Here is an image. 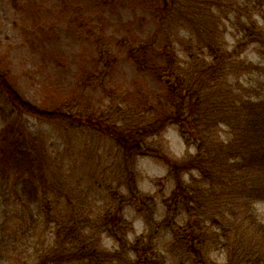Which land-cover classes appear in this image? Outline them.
I'll list each match as a JSON object with an SVG mask.
<instances>
[{
	"label": "trees",
	"instance_id": "1",
	"mask_svg": "<svg viewBox=\"0 0 264 264\" xmlns=\"http://www.w3.org/2000/svg\"><path fill=\"white\" fill-rule=\"evenodd\" d=\"M141 2L149 4L162 38L125 39V45L135 65L165 85L155 94L138 87L147 100L141 107L125 110L132 92L110 87L117 60L108 39L97 47L102 70L87 77L88 85L109 82L113 89V101L100 112L73 98L36 109L0 69V96L20 117L57 125L63 136L91 132L110 140L115 156L107 169L119 173L107 189L126 188L112 195L115 203L99 204L94 197L101 191L66 177L76 170L56 139L29 133L21 118L8 124L0 131V264H156L160 239H169L186 263L219 264L212 255L222 251L221 264H264V221L256 211L264 201V28L258 20H264V0ZM221 18L238 27L235 45L226 43L228 24ZM248 48L252 60L242 54ZM172 127L195 147L193 154L169 159L153 145ZM150 156L164 159L168 169L162 179L168 191L158 202L136 180V162ZM133 208L145 230L130 240L136 231L123 232V216ZM103 237L113 246H102Z\"/></svg>",
	"mask_w": 264,
	"mask_h": 264
},
{
	"label": "rangeland",
	"instance_id": "2",
	"mask_svg": "<svg viewBox=\"0 0 264 264\" xmlns=\"http://www.w3.org/2000/svg\"><path fill=\"white\" fill-rule=\"evenodd\" d=\"M221 9V15L224 16L227 10L223 6ZM258 20L264 28V20ZM219 21H224L225 25L224 19ZM70 22H73V26ZM226 23V43L235 45L237 37L233 35V29L237 33L238 27L235 29L231 22ZM157 27L158 23L152 18L149 4L141 0H0V69L8 74L9 83L15 92L36 109H54L63 101L73 98L84 106L89 104L90 111L98 109L100 112L113 101L109 98L110 90L113 89H109V82L103 86L100 81L88 85L87 77L90 72L95 71L97 74L102 70L103 63L98 60L97 47L99 42L108 39L110 51L117 60L110 87H119V91L126 90L127 94L132 92L126 99L125 110L141 107L147 101L145 95L139 92L141 86L143 92L155 94L160 93L165 85L135 65L129 57L124 40L162 38ZM242 54H248L249 60H252V48L246 49ZM4 101L0 96V131L21 118L23 127L29 133L43 135L45 139H56L61 144V151L66 152L64 161L69 158L68 163L76 170L66 177L72 181L83 179L92 192L101 191L95 197L93 195L94 198L98 197L99 204L115 203L112 195L115 191L126 188L118 187L112 191L107 189L112 176L119 173L115 168L107 169L115 156L110 140L89 134L91 132L63 136L64 130H58L59 126H50L31 115L20 117L18 111ZM154 139L153 145L161 149L169 159H181L196 151L195 147L188 146L186 139L173 127ZM48 142V148H55L53 140ZM136 166V180L144 196L160 201L162 193L168 191L162 181L168 171L165 160L144 157L138 159ZM122 179L126 180L125 175ZM118 183L116 178L114 185ZM91 202L95 211L101 206L96 200ZM161 209L162 202L157 207L159 212ZM256 211L264 221V201L256 204ZM136 216L134 208L126 211L123 216L127 221L123 232L130 231V226L136 231H130V240L140 236L145 230L144 218ZM171 239L173 242L174 237ZM158 241L160 249L154 257L156 264H191L184 262L183 253L172 247L169 239ZM101 244L110 248L113 240L103 237ZM212 256L219 264L225 260L222 251L215 252ZM5 264L18 262L12 260Z\"/></svg>",
	"mask_w": 264,
	"mask_h": 264
}]
</instances>
